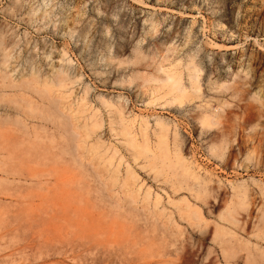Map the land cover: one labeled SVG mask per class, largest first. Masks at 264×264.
<instances>
[{"label": "rangeland", "instance_id": "374dc122", "mask_svg": "<svg viewBox=\"0 0 264 264\" xmlns=\"http://www.w3.org/2000/svg\"><path fill=\"white\" fill-rule=\"evenodd\" d=\"M263 189L264 0H0V264L262 255Z\"/></svg>", "mask_w": 264, "mask_h": 264}, {"label": "bare ground", "instance_id": "6f19581e", "mask_svg": "<svg viewBox=\"0 0 264 264\" xmlns=\"http://www.w3.org/2000/svg\"><path fill=\"white\" fill-rule=\"evenodd\" d=\"M168 89L170 88L171 91L174 89L176 90V93L178 94L179 98L181 97V89L175 84L173 83V80L172 78L169 77V80H168ZM132 141L130 142V145L132 147H137V150H138V154H144V155H147L150 153L149 152V149L145 146V147H138L137 144L135 143V141L133 139H131ZM156 149H158V151L160 152H163V151H167V146L164 145L162 142L160 144L157 145ZM156 154L152 153L151 154V158H149V162L151 165H153L154 167L157 165L156 161L157 159L155 158ZM164 156V154H163ZM167 169H169L172 174H171V183L173 186L177 187L178 190H180V181H184L186 180L187 178H191V180L193 181L194 184H197V177L195 176V174H192L189 169L185 168L184 167V163L181 164V169L177 168V167H174L172 165H168L166 167ZM130 179L128 178L127 181L125 180V187L127 188L128 186H130L129 182ZM188 185V187L186 188L187 190L189 191H193V193H197V190L198 188L195 189V185ZM198 185V184H197ZM131 193L129 194L128 193V197H129V203L130 201L132 202L133 200H137L138 201V198L140 197V200L139 202L141 203H147L148 199H147V195L148 194H144V195H140L139 194V191L135 188V186H133V188L131 189ZM128 192V190H127ZM262 195L264 197V189H263V192H262ZM149 197V195H148ZM181 203L184 204V206L186 207V210H181ZM180 204L179 205V209H180V213L181 212H184L186 214L187 217L189 218H197L198 217V213L194 210V207L193 205H191L189 203V201L184 197L183 200L178 203ZM230 223L235 225V223L232 221L234 220V216H230ZM227 230V231H226ZM228 235L230 234V236L234 239V241H231V245L235 244L237 246H242L246 251H248V256H247V261L249 263H252L253 261L254 262H260L262 264H264V254H259V253H255V252H258V251H255L253 253L252 251V248L251 246H249L248 244L246 245H242L241 242L239 241V238H236L235 237V232H232L230 231V229H224V228H220V229H217L216 231V237L218 238V240H224V237L225 235ZM260 240L264 241V231L262 232V234L259 236ZM231 239V238H230ZM248 243V242H247ZM229 244V240L227 243H224L222 242V244H220L221 248H222V252H223V255H224V259L226 261L229 262L230 264V261L233 259V252H234V248L231 247V245Z\"/></svg>", "mask_w": 264, "mask_h": 264}]
</instances>
